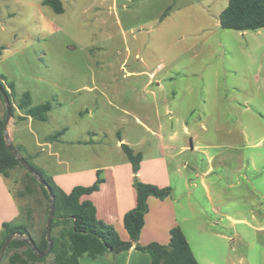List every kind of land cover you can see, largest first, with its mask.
Returning <instances> with one entry per match:
<instances>
[{
	"label": "rangeland",
	"instance_id": "1",
	"mask_svg": "<svg viewBox=\"0 0 264 264\" xmlns=\"http://www.w3.org/2000/svg\"><path fill=\"white\" fill-rule=\"evenodd\" d=\"M44 1L0 0V77L13 85L15 113L24 93L32 108L52 105L46 121L32 124L14 113L8 132L16 147L18 138L33 142L35 132L67 128L68 138L95 136L98 145L67 146L58 159L79 161L81 149L90 166L97 154L125 157L118 136L154 155L156 135L170 146L177 131L173 145L188 147L170 164L174 188L181 196L185 177L195 182V220L205 224L211 253L264 264V27L223 29L229 0H61L62 13ZM5 111L0 94V119ZM27 184L31 195L22 194ZM8 185L19 208L31 209L37 236L45 221L41 189L19 165Z\"/></svg>",
	"mask_w": 264,
	"mask_h": 264
},
{
	"label": "crops",
	"instance_id": "2",
	"mask_svg": "<svg viewBox=\"0 0 264 264\" xmlns=\"http://www.w3.org/2000/svg\"><path fill=\"white\" fill-rule=\"evenodd\" d=\"M16 116L30 119L32 124L33 118L22 113L20 109L16 111ZM16 117V122L18 121ZM32 120V121H31ZM137 120L142 123L140 119ZM10 124V121H9ZM144 130L153 132L146 124H142ZM185 131L188 132L187 126ZM65 132L58 140L50 141L47 137L51 134L39 135L35 132V139L30 141H22L18 138V144L22 146L34 163L42 168L48 175H50L55 183L66 192H70L76 186H90L94 184L100 173L103 182L100 184L98 190L90 194H85L81 200H88L92 202L96 208L97 217L107 224L114 226L122 240H130V236L124 225V216L127 212L136 207L137 193L134 187L133 166L125 154V157L119 155L118 158H108V153L101 156L97 154L94 156L92 165H87L83 162L84 152L78 149V159L74 160L62 159L58 156L67 151V146L84 145L93 146L98 145L95 142V136L91 139L78 136L77 138H68V129L64 128ZM158 129H162L159 125ZM177 131H173L168 136V141L173 142L168 146L164 144V134L160 133L158 137V154L147 153L145 150H135L142 154L140 168L137 173L138 178L142 182L156 185L160 188H170L171 193L165 199L156 197H149V210L145 215V224L141 231L139 242L146 245L151 242H158L161 244H168L170 241L171 229L175 226L181 227L183 230L192 251L200 264H242L244 257H236V255L223 254L220 260L216 258L214 253H211L209 245L207 244V232L205 224L197 221L196 214L199 213L197 204L192 201L191 196L194 194V189L190 186H195V182H190V178L183 180L188 190L182 193L181 196L176 195V188L172 179L171 167L172 162L177 160L182 151L188 146L175 147ZM126 140L118 136L116 146L121 148V144ZM143 142V141H142ZM197 148V145H195ZM122 150V148H121ZM123 151V150H122ZM124 152V151H123ZM57 155L54 164L50 165L49 161H54V156ZM174 160V161H173ZM176 162V161H175ZM171 166V167H170ZM177 171L181 172L180 166L176 165ZM210 169L204 174L206 175ZM204 181V178H202ZM176 187V184H175ZM179 187V186H177ZM217 213L219 209L214 208ZM20 216V210L16 198L12 193L8 180L0 174V230L4 222H17ZM206 223V222H205ZM216 237H226V235L213 231ZM192 241L197 244L199 257L192 244ZM81 264H152V257L148 252L137 249L134 245L116 255L105 254L99 255L95 258L82 256L79 258Z\"/></svg>",
	"mask_w": 264,
	"mask_h": 264
},
{
	"label": "trees",
	"instance_id": "3",
	"mask_svg": "<svg viewBox=\"0 0 264 264\" xmlns=\"http://www.w3.org/2000/svg\"><path fill=\"white\" fill-rule=\"evenodd\" d=\"M44 4L51 6L57 13L63 12L61 0H45ZM220 25L223 29H233L238 31L258 30L264 27V0H229L227 7L220 16ZM0 83L6 88L11 100L12 116L15 113V106L12 101L13 85L8 84L3 77ZM1 94V93H0ZM2 96V95H1ZM50 102L43 103L32 108V100L28 93H24L18 109L24 110L26 115L42 121L47 120V113L51 110ZM6 117V111H5ZM21 119L23 117H20ZM4 121L0 119V174L9 179L12 177L14 169L19 165L23 167L15 156L7 148L4 137ZM65 129L51 134L47 137L53 141L63 135ZM19 150L22 146H17ZM121 148L133 166L134 187L137 193L136 207L127 212L124 216V225L130 236V240H122L114 226L100 220L96 215L94 204L88 200H81L85 194H90L99 189L103 178L98 174L96 182L90 186H76L70 192H66L59 187L53 178L42 168L32 164L28 158L26 160L50 185L55 196V217L51 226L52 249L48 256L39 257L23 239H14L9 244L5 256L9 258V264H81L79 258L87 256L95 258L99 255H116L121 251L131 248L133 245L144 252H148L152 257V264H200L196 259L192 248L181 227L175 226L170 232L168 244L151 242L142 245L139 242L141 231L145 224V215L149 210L148 199L153 196L165 199L170 196V188H160L156 185L142 182L138 178V171L142 154L134 151L128 144L122 143ZM26 177L33 184H36L42 191L44 199L45 221L38 230V235H32L30 231L32 216L31 209L26 211V221L23 223L4 222L0 230V250L8 235L13 232L31 237L39 251L48 248L46 237V223L49 214L50 195L48 190L29 172ZM34 189L31 185H25L24 195H31ZM52 257L50 263L48 259Z\"/></svg>",
	"mask_w": 264,
	"mask_h": 264
},
{
	"label": "water",
	"instance_id": "4",
	"mask_svg": "<svg viewBox=\"0 0 264 264\" xmlns=\"http://www.w3.org/2000/svg\"><path fill=\"white\" fill-rule=\"evenodd\" d=\"M0 93L2 95L5 108H6V117L4 121V137L5 142L7 145V148L9 151L15 156V158L20 162V164L26 169L27 172L32 174L49 192L50 195V203H49V214L47 218L46 223V237L48 240V248L45 251H39L36 244L34 243L33 239L31 237L27 238L24 234L13 232L10 235H8L1 247L0 250V263L2 259L5 256V253L7 251V248L12 240L14 239H23L27 244H30L33 251L39 256V257H46L50 254L52 249V234H51V226L53 219L55 217V196L53 194L52 188L50 185L42 178V176L33 168V166L26 160V158L21 154V152L18 150L16 145L13 143V141L10 138L9 132H8V123L10 121V118L12 117V107H11V100L8 92L6 91V88L0 83Z\"/></svg>",
	"mask_w": 264,
	"mask_h": 264
}]
</instances>
